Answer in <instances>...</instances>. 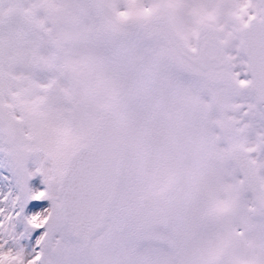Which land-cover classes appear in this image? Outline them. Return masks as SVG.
<instances>
[{"label":"snow or ice","instance_id":"snow-or-ice-1","mask_svg":"<svg viewBox=\"0 0 264 264\" xmlns=\"http://www.w3.org/2000/svg\"><path fill=\"white\" fill-rule=\"evenodd\" d=\"M0 264H264V0H0Z\"/></svg>","mask_w":264,"mask_h":264}]
</instances>
